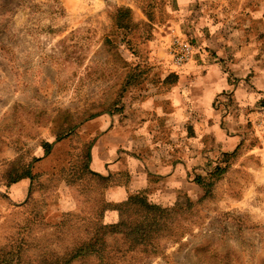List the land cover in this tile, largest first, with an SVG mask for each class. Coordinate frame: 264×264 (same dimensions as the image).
I'll return each mask as SVG.
<instances>
[{
  "label": "rangeland",
  "instance_id": "374dc122",
  "mask_svg": "<svg viewBox=\"0 0 264 264\" xmlns=\"http://www.w3.org/2000/svg\"><path fill=\"white\" fill-rule=\"evenodd\" d=\"M222 2L242 0L193 5ZM180 11L177 0H0V264H264V126L173 207L143 193L112 203L120 179L93 169L105 130L147 126L138 105L164 68L189 64L169 55L174 38L195 53L187 25L173 27ZM150 134L119 150L147 158ZM109 148L117 164L118 141Z\"/></svg>",
  "mask_w": 264,
  "mask_h": 264
},
{
  "label": "crops",
  "instance_id": "0c3cea01",
  "mask_svg": "<svg viewBox=\"0 0 264 264\" xmlns=\"http://www.w3.org/2000/svg\"><path fill=\"white\" fill-rule=\"evenodd\" d=\"M177 1L181 11L173 27L187 25L196 47L192 60L175 72L164 68L165 83L138 105L150 118L147 126L106 129L103 147L93 150L94 171L120 179L110 189L112 203L143 193L152 204L175 206L195 189L196 178L213 157L245 148L248 126H264V3L222 2L206 12L195 10L196 0ZM168 57L159 52L156 59L166 65ZM170 77L174 85L166 84ZM222 97L228 99L229 112L218 110ZM190 131L193 135L188 136ZM147 133L154 139L147 158L119 150ZM117 141L118 163L112 164L109 147Z\"/></svg>",
  "mask_w": 264,
  "mask_h": 264
},
{
  "label": "built area",
  "instance_id": "2783aa9c",
  "mask_svg": "<svg viewBox=\"0 0 264 264\" xmlns=\"http://www.w3.org/2000/svg\"><path fill=\"white\" fill-rule=\"evenodd\" d=\"M169 55L178 66L182 67L192 60L194 48L182 39L174 38L172 47L169 50Z\"/></svg>",
  "mask_w": 264,
  "mask_h": 264
}]
</instances>
